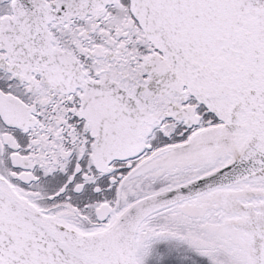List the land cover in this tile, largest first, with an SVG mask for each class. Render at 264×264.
Here are the masks:
<instances>
[{"label": "snow or ice", "instance_id": "snow-or-ice-1", "mask_svg": "<svg viewBox=\"0 0 264 264\" xmlns=\"http://www.w3.org/2000/svg\"><path fill=\"white\" fill-rule=\"evenodd\" d=\"M0 264H264V0H0Z\"/></svg>", "mask_w": 264, "mask_h": 264}]
</instances>
